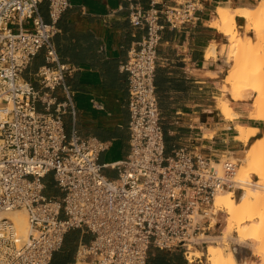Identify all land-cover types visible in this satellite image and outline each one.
Returning <instances> with one entry per match:
<instances>
[{"label": "built area", "instance_id": "obj_1", "mask_svg": "<svg viewBox=\"0 0 264 264\" xmlns=\"http://www.w3.org/2000/svg\"><path fill=\"white\" fill-rule=\"evenodd\" d=\"M39 1L0 0V211L23 209L28 222L21 238L15 222L0 217V264H50L73 228L91 233L77 245L74 264H146L150 247L189 253L217 223L216 194L234 196L243 185L235 179L237 160L214 161L184 147L164 154L154 86L160 19L170 26L192 20L196 3L129 7L130 23L145 32L120 64L128 75L129 152L111 178L98 161L105 143L63 126L62 115L74 114L75 104L65 82L69 67L52 36L69 0H47L49 22L38 13ZM40 49L45 63L35 71V87L20 72ZM49 173L58 196L44 193Z\"/></svg>", "mask_w": 264, "mask_h": 264}, {"label": "crops", "instance_id": "obj_2", "mask_svg": "<svg viewBox=\"0 0 264 264\" xmlns=\"http://www.w3.org/2000/svg\"><path fill=\"white\" fill-rule=\"evenodd\" d=\"M150 1L69 0L68 7L55 22L52 42L58 59L69 67L65 82L75 104L74 114L62 115L64 130L69 133L74 127L81 136L95 137L105 143L98 161L102 172L111 178L117 175L116 164L129 152L128 75L120 64L145 32L143 27L130 23L129 7L137 4L147 8ZM155 1L154 5L160 8L179 0ZM193 1L196 10L192 20L170 26L160 19L154 86L164 154L184 147L214 161L239 159L247 145L263 135L264 121L248 115L250 99L234 100L221 91L220 84L224 86V83L220 82L223 80L220 75L228 65L222 47L226 35L212 26L211 21L217 16L218 6L236 8L250 4L251 0ZM38 13L44 21H50L47 0L39 1ZM242 18L235 15L236 27L242 25ZM22 25L28 28L30 22L24 21ZM44 63V49H40L22 69L20 77L38 87L35 71ZM53 94L62 99L60 87ZM223 98L229 100L236 113L231 119L224 118L218 107ZM37 106L42 108L40 102ZM238 124L256 128L255 135L247 141L237 139ZM43 181L46 195H60L51 173ZM90 238L91 233L84 228L68 230L61 247L53 252L50 264H74L77 245ZM146 264H198V259L193 257L189 261L180 246L150 247Z\"/></svg>", "mask_w": 264, "mask_h": 264}, {"label": "bare ground", "instance_id": "obj_3", "mask_svg": "<svg viewBox=\"0 0 264 264\" xmlns=\"http://www.w3.org/2000/svg\"><path fill=\"white\" fill-rule=\"evenodd\" d=\"M252 1L253 4L236 8H231L228 5L218 6L216 8L217 16L211 21V25L226 35L224 45L235 60L223 78V89L234 100L252 99V109L248 111L254 118L264 120V76L253 72L248 67V59L255 49V41L260 35L257 20L263 16V9L260 7L262 4H256L260 0ZM236 14L244 17V23L247 18L251 19L249 23H243L241 35H236L238 31L235 22ZM245 31H251L252 34H245ZM218 107L224 118L231 119L236 116L227 98L220 99ZM236 130L238 131L237 139L242 141H247L249 136H254L256 133V128L240 124L236 125ZM262 157H264V131L261 137L247 145L241 158H230L233 161L238 159L240 162L235 175V179L243 184L239 195L234 198L231 191H220L214 197L213 202L216 209H223L226 215L221 232L213 237L218 238L217 240L221 242L227 237L231 238L229 230H233L235 232L233 238L236 241L240 243L251 241V245H255L252 251L256 255L264 254V166L260 161ZM213 165L219 169L217 162H214ZM1 216L12 219L17 227L18 235L21 238L26 237L28 222L23 209L0 211ZM188 252L189 261H192L193 256L199 257V253L195 250L189 249ZM206 260L210 264H246L244 262L237 263L232 251H223L216 244L207 245ZM262 261L260 263H263Z\"/></svg>", "mask_w": 264, "mask_h": 264}, {"label": "rangeland", "instance_id": "obj_4", "mask_svg": "<svg viewBox=\"0 0 264 264\" xmlns=\"http://www.w3.org/2000/svg\"><path fill=\"white\" fill-rule=\"evenodd\" d=\"M251 3L253 4L254 2L252 1V2H250V4ZM256 4H262V6H260V7H261V9H263V16H261L257 20V22L259 24V28H260V32H259L260 35H259L257 41H255V44H256L255 49L252 51V54H251L250 58L248 59V65H249L248 67L253 72L260 73L261 75L264 76V0L257 1ZM243 18H242V20H244ZM250 21H251V19L247 18L245 20V23H249ZM243 23H244V21L241 22L242 25H243ZM242 25L240 27H237L238 31H237L236 35H241L242 34L241 33V32H243V26ZM245 34H252V32L251 31H245ZM222 47H223V49H225L226 61H228V65L226 67V70L223 73H221V75H220L221 76L220 78L223 79L225 74L228 72L227 70H229L232 67V65H233L235 60L233 59V56L230 55V52L227 51L226 46L224 45ZM221 81L223 83V80H220V82ZM221 86L222 85L220 84L221 91L222 92H226L223 89V86L222 87ZM249 102L251 103L250 107L252 109V99H250ZM248 115L253 116L249 111H248ZM260 120H263V119H260ZM238 161L239 160L237 159V162ZM260 161H261V165L264 166V157H262L260 159ZM239 163L240 162H238V164ZM238 195H239V193L236 192V193H234L233 197L236 198ZM221 211L222 212H220L218 217L216 218L217 223L209 231H207V234L209 236L204 237L206 239V241L203 242V243H196V244L191 245L189 247L190 250H195V251H197L199 253V257L193 256V257H196L198 259V264H210L206 260V247H207L208 244H214V245L216 244V245L220 246L223 251H227V250L232 251L234 256H235V259H236V261L238 263L239 262L240 263L244 262L246 264H257V263H260L263 260L264 254L262 253V254H257L256 255L254 253V251H252V250H254V246L255 245L252 246L251 245L252 244L251 241H245L244 243H240V242L236 241L233 238V236L235 235V232L233 230H229L231 238L227 237L221 242H220V240H217L218 238L213 237L214 235H217V234H219L221 232V230H222V228H223V226L225 224L226 215H225L223 209ZM262 262L263 263H260V264H264V260Z\"/></svg>", "mask_w": 264, "mask_h": 264}, {"label": "trees", "instance_id": "obj_5", "mask_svg": "<svg viewBox=\"0 0 264 264\" xmlns=\"http://www.w3.org/2000/svg\"><path fill=\"white\" fill-rule=\"evenodd\" d=\"M233 253V252H232ZM234 255V254H233ZM234 258H235V256H234ZM236 260V259H235ZM147 261V260H146ZM237 262V261H236ZM238 263V262H237Z\"/></svg>", "mask_w": 264, "mask_h": 264}]
</instances>
